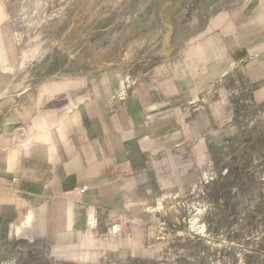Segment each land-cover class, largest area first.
I'll list each match as a JSON object with an SVG mask.
<instances>
[{
	"label": "crops",
	"instance_id": "obj_1",
	"mask_svg": "<svg viewBox=\"0 0 264 264\" xmlns=\"http://www.w3.org/2000/svg\"><path fill=\"white\" fill-rule=\"evenodd\" d=\"M16 1L0 0V264L24 246L75 264L157 258L264 107V0H205L189 35L129 74L83 55L26 64Z\"/></svg>",
	"mask_w": 264,
	"mask_h": 264
},
{
	"label": "rangeland",
	"instance_id": "obj_2",
	"mask_svg": "<svg viewBox=\"0 0 264 264\" xmlns=\"http://www.w3.org/2000/svg\"><path fill=\"white\" fill-rule=\"evenodd\" d=\"M204 1L17 0L10 16L28 65L83 55L129 74L189 35L187 25L202 15L192 12ZM249 114L213 178L177 208V222L163 231L161 255L124 264H264V107ZM12 255L3 264H75L37 247Z\"/></svg>",
	"mask_w": 264,
	"mask_h": 264
},
{
	"label": "bare ground",
	"instance_id": "obj_3",
	"mask_svg": "<svg viewBox=\"0 0 264 264\" xmlns=\"http://www.w3.org/2000/svg\"><path fill=\"white\" fill-rule=\"evenodd\" d=\"M16 35H19L18 32H16Z\"/></svg>",
	"mask_w": 264,
	"mask_h": 264
}]
</instances>
